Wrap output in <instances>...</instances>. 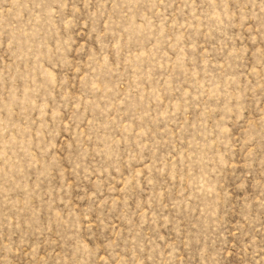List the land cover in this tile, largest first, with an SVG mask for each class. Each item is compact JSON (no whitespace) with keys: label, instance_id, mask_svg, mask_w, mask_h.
I'll list each match as a JSON object with an SVG mask.
<instances>
[{"label":"rangeland","instance_id":"rangeland-1","mask_svg":"<svg viewBox=\"0 0 264 264\" xmlns=\"http://www.w3.org/2000/svg\"><path fill=\"white\" fill-rule=\"evenodd\" d=\"M0 264H264V0H0Z\"/></svg>","mask_w":264,"mask_h":264}]
</instances>
